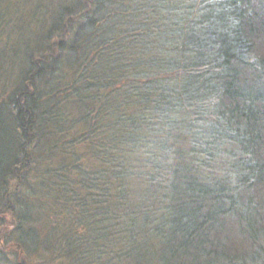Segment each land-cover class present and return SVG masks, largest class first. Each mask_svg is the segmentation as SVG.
<instances>
[{
  "label": "trees",
  "instance_id": "trees-1",
  "mask_svg": "<svg viewBox=\"0 0 264 264\" xmlns=\"http://www.w3.org/2000/svg\"><path fill=\"white\" fill-rule=\"evenodd\" d=\"M0 264H264V0H0Z\"/></svg>",
  "mask_w": 264,
  "mask_h": 264
}]
</instances>
